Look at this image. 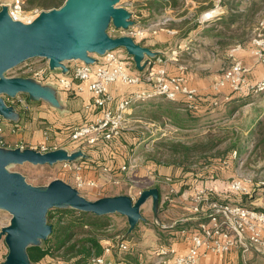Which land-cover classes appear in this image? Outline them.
<instances>
[{"label": "built area", "instance_id": "1", "mask_svg": "<svg viewBox=\"0 0 264 264\" xmlns=\"http://www.w3.org/2000/svg\"><path fill=\"white\" fill-rule=\"evenodd\" d=\"M220 1L216 0L215 10H213L214 13L211 17H208L207 13L204 14V17L214 18L223 13ZM7 7L9 16L13 20L23 23L32 22L40 14L35 12V15H30L27 19L26 17L22 18L23 15H26L23 0H12ZM167 21L168 19L165 22ZM160 25L162 24H149L145 27L134 25L127 30L125 35L140 43L148 35H157ZM260 26L263 30L258 29L259 32L251 36L247 45L250 55L264 68V19ZM243 49L242 43L230 47L228 51L229 66L222 70L221 76L216 78L211 85L214 92L219 93L228 88L237 95L264 93V79L254 82L248 76L250 70L238 55ZM94 57L98 60L95 64L74 62L73 68L67 75L54 73L50 70L49 65L36 68L33 67V63L25 62L22 65L33 72L34 79L43 83L54 82L64 91L68 92L76 88L77 92H82L86 87L92 94L93 106L102 109V114L96 121L72 128L71 141L84 143L88 146L113 141L127 128L129 111L154 97L175 101L182 96L186 99V108L188 110L195 109L198 90L187 84L184 74H170L167 70V62L178 61L177 52H173L172 57H156L154 60L158 68H147L143 74L132 73L128 62L119 56L116 50L109 51L102 57ZM179 69L182 72L185 67L181 65ZM116 83L128 86L147 85L151 90L135 92L120 100L115 109H112L107 107L114 101L109 88ZM20 95H17L14 100L21 108L27 110L26 100L19 97ZM224 100H229V97L225 95ZM211 104L218 106L220 101L215 98ZM90 108V105L86 106V109ZM44 137L46 141L49 140L48 133H44ZM0 145L3 146L1 141ZM56 149L57 147L49 146L46 143L36 150L47 153ZM234 154L236 155V153ZM239 166L240 169L243 168V163L240 162ZM137 167L138 159L131 156L119 168L117 174H110L107 169H104V172L110 174L113 185L119 186L122 174H129ZM61 169L73 175L74 184L72 186L78 191L84 188L98 187L95 180L85 177V169L80 162H62ZM248 175V178L238 175L231 182L230 190L237 194L250 195L258 187L264 198V176L258 178V174L254 172H250ZM165 181L168 182L170 179L167 177ZM140 192L136 196L130 197L135 200ZM215 195L216 191L207 185H202L192 192L190 211L195 217L196 224L179 231L185 243L189 245L186 252L178 253L173 244L159 245L154 252V264H201L209 256H225L231 253H241L242 261L245 263L246 257L250 253L264 256V210L225 203L215 198ZM186 222V220H182L181 223L177 224ZM104 245V254L100 257H94L92 264H117L112 255L115 253L118 255L126 254L131 248L126 239L119 237L106 242ZM124 263L128 264L127 262ZM56 264L64 263L57 262ZM138 264L145 263L140 261Z\"/></svg>", "mask_w": 264, "mask_h": 264}, {"label": "water", "instance_id": "2", "mask_svg": "<svg viewBox=\"0 0 264 264\" xmlns=\"http://www.w3.org/2000/svg\"><path fill=\"white\" fill-rule=\"evenodd\" d=\"M121 0H66L58 9L41 11L30 23L13 20L8 7L0 9V116L14 122L19 113L8 105L3 96L15 99L27 95L29 101H44L62 108L57 89L34 78L6 77L5 74L34 58L48 61L50 70L67 74V62L95 64L94 56L124 49L135 68L143 72L161 53L123 35L107 33L112 24L116 29L134 26L133 14L118 6ZM0 135V141H1ZM86 157L81 151L56 149L47 153L31 148H7L0 145V211L11 216L10 223L1 228L7 255L4 264H33L28 256L30 246H39L52 232L47 214L55 208H71L95 216L119 214L127 218L129 236L144 221L142 206L150 199L159 226L160 195L158 188L142 190L136 200L128 195L105 196L97 200L84 197L80 191L63 180L56 179L39 188L27 183L25 177L11 172L12 165L31 164L54 166L65 161L76 162Z\"/></svg>", "mask_w": 264, "mask_h": 264}, {"label": "crops", "instance_id": "3", "mask_svg": "<svg viewBox=\"0 0 264 264\" xmlns=\"http://www.w3.org/2000/svg\"><path fill=\"white\" fill-rule=\"evenodd\" d=\"M128 1L130 4H127L128 6H124V8L132 12L133 14L132 19L135 22L134 25L146 26L151 23L162 24L159 27V31L157 35H148L146 39L140 42V44H142L145 47L150 48L152 51L161 53L160 56H164L166 58L172 57V53L177 52L178 61L177 62H173V61L167 62L168 72L170 74H180V73L184 74L186 77L187 84L191 87H195L198 90V95L196 98V102H195L196 105H195L194 110H188L186 108V99L182 96L177 98V100L175 101H168L162 97H154V98L149 99L145 103L138 105L136 108H139V109L136 111L135 114L141 120H143L144 116H145V119L147 117V119L150 121V125L155 127V130H154L155 133H157L159 130H161L164 133H168L167 132L168 130L169 133H172V132L175 133V136L172 137V138H175L173 139V141L175 142H179L183 144H189L191 142H195L199 140L201 137H204V135L207 133L208 131L207 125L209 123H212V122L216 123L218 120H220V118L223 115L227 113L228 111L227 106H224V104L223 105L219 104L218 106H213L211 104L215 98H217L221 103L227 91L224 90L219 93L214 92L211 87L212 85L211 81L209 82L208 76H206L205 74H199L200 77L197 79L196 77L197 74L195 73V70L193 71V69H187L185 61L183 60L182 56L184 55L185 57H188L190 55L193 56L194 54L198 55V54L206 53V55L209 56L210 54L211 56H213V58H215L216 53H220L219 51H221L224 57L228 59V51L230 47L237 44L238 42L236 43L230 42L228 45L222 47L216 43V40L212 36H208L207 34H205V32L210 28L211 24L215 21V19L210 21V23H207L205 20L203 21L202 18L201 19L199 18L200 27L198 29H191V28L179 26L175 23L177 22V20L172 15V13L174 12L173 10L167 9L161 13L151 14L149 11L142 8L146 4L139 5V8H137L138 5L135 4L138 2L137 0H128ZM190 3L193 4L191 9L197 6L194 0H186V4H190ZM134 4L136 5V7L132 9V6ZM136 16L137 17L140 16L141 18L142 16L145 17V20L143 21L144 23L143 25L136 23L135 21ZM165 18H168L167 24L165 22L166 20L164 21ZM116 52L118 53L119 56H121L123 59H125L128 62L132 73H135V74L142 73L135 68L132 58L129 57L127 53H124L123 49L118 50ZM238 55L240 58L244 60L245 65L249 67L250 72L248 73V76L250 80L257 82L259 80L264 79V68L261 65H259L256 61H254L253 57L249 53L248 45L245 46L244 49ZM74 64H75L74 62L66 63V66L69 68V72L67 74L70 73V69L73 68ZM181 65L185 67V69L182 72L179 71L180 70L179 67ZM148 68H152V69L158 68V65L155 62V60L152 61V64ZM67 74H63V75H67ZM43 84H50L57 89L58 99L60 102V106L62 107V108H55L46 102L52 110L57 111L59 114H63L61 115V117L55 120L57 121L56 127L59 132H57L56 129H54L55 128L54 126H52V128H47V130H51L50 132L53 131V135L56 136L55 141L60 142V143L67 141L70 138L71 127H74L75 125L79 126V125H83L86 123L94 122L102 114V109H97L96 107L93 106L92 94L86 89V87L82 92H77L76 88L67 92V91L60 89L54 82H44ZM150 90L151 88L147 85L128 86V85H123V84H118V83L113 84L110 86L109 92L114 97V101L108 104L107 107L115 109L117 103L120 100L129 97L131 94L135 92L150 91ZM254 95H253L254 98H252V100H250V102L246 104L244 108L247 106L253 107V108H260V106H258V103L261 101V98L264 96V93H259L257 95L256 94ZM38 102H42V101H38ZM38 102H35V103H38ZM162 103L168 106V108L171 111H174L176 114H178V116L181 117V121L175 124L172 121V117L168 116L167 114L162 115L159 117V119H157V118H154L153 116L147 115V112L144 113V111H146L148 107L150 106L151 108L153 106L158 107V105ZM8 105H12V104H8ZM88 105L91 106L90 109H86V106ZM15 110L19 113V117H20L19 121L17 122L4 119L3 117L0 116V126H1L0 129L2 130V132L0 133L2 137L1 142L5 143L3 147H7V148L20 147L21 144L23 143L22 140L26 139L27 137V132L26 131L23 132L22 131L23 129L20 130V127L25 124H26L25 126H28L27 123H30V122H27L28 120L26 116L22 115L16 107H15ZM139 112H141L140 113L141 116L137 115ZM263 113H264V108L262 109V111L258 113L250 114L248 117L249 121L247 123V126H250L251 123L257 121V119ZM191 117H194V120H191ZM15 127H16V130H14ZM127 130L129 129L126 128L119 137H117L113 141L108 142L104 145L99 144V145H94V146H82L78 144L74 145V143L70 141V143L73 144L72 146L55 145V147H57V149H65L69 152L81 150L86 155V157L76 162H80L81 164H83L84 169H85L84 170L85 177L87 179L95 180L97 182L98 187L91 189L93 190V193H96V191L99 193V190L102 192L107 191V190L112 191L113 190L111 189L112 186L118 187V188L123 187V186H126V187L128 186L130 187L129 190L131 192V189L133 188V184H138L140 181H145L144 178H147V176L150 175L149 170H153V169H151L152 165L146 166L143 168L141 167V169L137 167V169H135L129 174H126V175L122 174L121 184L119 186L113 185L111 183L110 174H117V172L119 171V168L127 161L129 157L133 156L134 154L132 153L133 150L130 149L131 140L128 138L130 133ZM44 133L45 131L34 133V136H32L31 139H29V141L31 143L36 144V146L38 147L46 143L48 144V141H49V144L51 143L52 145H54L55 143L51 139H50L51 142L50 140L48 141L45 140ZM164 133H162V135ZM159 136L160 135H158V137ZM27 138H30V136ZM143 139L142 137H138V138L134 137L132 141L137 145V144H140V142ZM104 169H107L110 174L105 173ZM174 169L175 171L182 170L180 169V167L172 166V165L169 167L160 165V166H156L155 168V170L158 172L159 175L162 174V176H165L164 178L160 177V178H163L161 179V181L156 180V182L157 183L159 182L158 184H160L158 187L159 193L161 192V194H159L161 195L160 203L162 199L161 182H166L165 181L167 178L166 176H168V174L174 171ZM63 172H64L63 174L65 175V177L69 179V181L71 180V182L73 183L74 182L73 175L66 171H63ZM65 182L70 185L72 184L71 182H68L66 180ZM175 187L177 188V186ZM176 190L178 191V189ZM130 192L129 193L115 192L113 194H104L103 196L129 195ZM184 192L186 191L180 189V195L178 198L181 201V205L176 206L172 204V206L175 208H178L182 212L185 211V213H183L182 220H186L187 225H195L196 224V221L194 220L195 217H190L188 213L189 211L190 214H192L190 211L192 193L190 192L189 193L190 195H188L189 196L188 197L183 194ZM138 193L139 192L133 194V196H136ZM258 194H259V197L257 199L258 201L257 205L255 203V205L252 206V204H254V202L252 201L250 202V205L249 204L247 205L245 204V205L250 208L257 209V210H264V198L262 197L260 191L258 192ZM129 196H132V195L130 194ZM180 196H182V198H180ZM248 196H253V193H251ZM166 204H168V202H166ZM168 211L169 210H167V212ZM159 218L162 220V215L159 216ZM142 222L146 224L145 218H144V221ZM161 225L162 226H160V229L163 228L162 229L163 231L161 232H165V230L166 232H168L169 229H174L171 231L169 230L170 232H168V234L170 233L172 236L170 239L171 244L174 245L178 253L180 254L185 253L189 245L185 243L182 235L178 231H176V228H172V226L167 227V225H164V224H161ZM174 225H176V223ZM138 228H139V225L137 226V229ZM112 240L114 239H102V243L105 244L106 242L112 241ZM251 254L252 253L248 254L247 258H249ZM236 255L239 256V254H236ZM119 256L120 255H118L117 253L112 255V257L115 259L117 264H125L124 262H122V260H120ZM218 258L221 259L222 256L221 257L209 256L203 261H206V260L212 261ZM240 259L242 260L241 257ZM202 262L201 264H203Z\"/></svg>", "mask_w": 264, "mask_h": 264}, {"label": "rangeland", "instance_id": "4", "mask_svg": "<svg viewBox=\"0 0 264 264\" xmlns=\"http://www.w3.org/2000/svg\"><path fill=\"white\" fill-rule=\"evenodd\" d=\"M11 1L12 0H0V9L3 6H8L11 3ZM137 1H136L137 3H135L136 5H138L137 8H139V5H143L146 3V0H137ZM127 4H130L128 0H121L118 6L124 7V6H128ZM135 4L132 6V9L136 7ZM192 5L193 4L191 3L185 4L184 7H181L178 11L172 13V15L177 20V22H175L177 25H180L181 22L183 21V18L178 16L179 14L185 11H188V14L186 16L191 17L195 13L197 6L191 9ZM215 5H216V0H214V7L211 9V11L215 10ZM25 11H26V15H23L22 18L26 17L27 19L30 15H35V12L39 14L43 10L39 7L27 8L25 6ZM211 11L208 10L202 13L200 15V19L202 18L203 21L205 20L207 23H210V21L215 19V17L207 18V17H204V14L211 12ZM167 19L168 18H165L164 21ZM263 19H264V16L259 15L255 19V23L253 25H249V27L247 26L246 28H243L240 31H238V34L235 36V38L237 39L233 40L234 43L239 42V43H242L244 47L247 46L248 40L251 38V36L258 33L259 30L261 31L263 30L262 27L260 26V23ZM144 20H145L144 16H142V18L140 16L138 17L136 16L135 21L137 24L143 25ZM167 23L168 21L166 22V24ZM107 33L109 34V36L115 38V37H120V36L125 35L127 33V30L116 29L111 24L107 30ZM239 40H242V41H239ZM118 50H121V49H118ZM123 51L124 53H126L124 49ZM219 52L220 53H216L215 58H213V56H211L210 54L209 56L206 55V53H202L198 55L194 54L193 56L190 55L188 57H185L182 54L183 55L182 57H183V60L185 61L187 69H193V71L195 70V73L197 74L196 75L197 79L200 77L199 74H205L206 76H208L209 82L211 81V84H213L215 79L221 76L222 70L229 66V59L225 58L223 53H221V51ZM253 59L254 61H256L255 58ZM27 62L33 63V67L35 68L45 67L48 65V61L43 58H34L32 60H28ZM67 63H71V62H67ZM23 64L9 70L5 74V76L10 77V78H15V77L33 78L34 76L33 72L23 67L22 66ZM53 72L60 73L61 71L57 69V70H54ZM3 97L5 101L7 102V104L14 105L22 115L26 116L28 120L27 122H30V123H27L28 126H25L26 125L25 124L20 127V130L23 129L22 130L23 132L25 131L27 132V137L30 136V138L26 137V139L22 140L23 143L21 144V146H23V148L37 149L38 146H36V144L34 143H31L29 139H31V137L34 136V133H39L43 131H45V133H48L49 140L51 139L55 143L54 145H52L51 143L49 144V141H48L49 146L55 147V145L57 146H60V145L72 146L73 145L72 143H70L71 141L70 138L67 141H64L61 143L55 141L56 136L53 135V131L50 132L51 130H47V128H52V126H54L55 127L54 129H56V131L59 132L56 127L57 121L55 120L61 117V115L63 114H59L57 111L52 110L46 102H43V101L38 102V103L30 102L27 95L21 94L19 97H21L23 100L24 99L26 100V104L28 108L27 110H24V108H21V106L17 103L16 100L11 99L7 96H3ZM162 105H164V103H162ZM258 106H260V108H253V107H248V106L244 108L243 110L244 119L242 123L243 125L248 123L249 121L248 117L250 114L258 113L262 111V109L264 108V96L261 98V101L258 103ZM138 109L139 108L133 107L129 111V114L127 117L128 118L127 129H129L127 131L130 133L128 138L131 140L130 149L133 150L132 152L134 153L133 156L138 159L139 169H141V167L143 168V167L152 165L151 169L153 170H149L147 168L150 172V175H148L147 178H144L145 181H140L138 184H133V188L131 189V192L129 190L130 187L128 186L127 187L123 186L119 188L112 186L111 187V189H113L112 191L107 190V191L102 192L99 190V193L97 191L96 193H93V190H91L92 188L81 189L80 193L87 199L97 200L99 198L104 197L103 196L104 194H113L115 192H125V193L130 192V194L133 196V194L140 192L142 190L159 187L160 184H158L159 182L157 183L156 180L161 181V179H163L165 176H162V174L161 175L158 174V172L155 170L156 166L161 165V166L169 167L172 165L171 163L167 164L168 162L167 160H170L169 162H171V158L168 157L169 155L168 152L167 153L165 152V147L161 146L160 145L161 143L160 144L158 143L159 141H161V139H167V140L173 141V139L175 138H172V137L175 136V133L174 132L169 133L168 130H167L168 133H164L161 130L155 133L154 131L155 127L150 125V121L147 119V117L145 119V116H144L143 120H141L139 117L136 116L135 113ZM151 111H157V107L153 106L151 108L150 106L146 109V111H144V113L147 112V115H149ZM140 113L141 112H139L137 115L141 116ZM226 124L227 122H220V125H226ZM208 130L214 131V127ZM162 133L164 134L162 135ZM158 135L160 136L158 137ZM134 137H137V138L142 137V139L143 138L144 139L140 142V144L136 145L132 141ZM71 142H73L74 145L78 144L82 146H88L84 143H79V142H74V141H71ZM2 145H5V143L3 142ZM226 148H227V144H223L218 148V151H224ZM183 152L185 151L182 148H180L179 153L181 154L180 156L177 157V159L182 160ZM235 156L236 155L233 153V158ZM236 162H237L236 166L233 163L227 164L226 162L225 164L229 168L228 169L223 168V172L221 173V175H219L218 177H216V179L210 181L206 185L212 187L216 191L218 195L215 198H217L218 200H220L219 198L223 200L229 198L230 203H241V204L244 203L246 205L247 204L250 205V202L252 201L254 202L252 206H254L255 203L257 205V202H258L257 199L259 197L258 193L254 194L255 193L254 191L253 196H248L247 199H244V198L242 199V196L240 195L231 194L230 184L235 178H237L238 175H243L244 177L248 178L249 177L248 174L250 172H254L258 174V178H262L264 176V162H260L256 166L248 168L247 170H244L242 168L240 169L239 165L241 161L236 160ZM200 163H201L200 160L196 158H190L189 161L184 162L183 166L178 165V167H180V169L182 170L175 171L174 169V171H172L170 174H168V176H166L170 179V181L161 182L162 199L158 207V210L161 211L159 212L160 214L158 215L160 224L167 225L168 227V226H173L175 223L176 224L181 223L183 213H185V211L183 212L180 211L178 208L173 207L172 204L176 206L181 205V201L178 198L180 195V189L186 191L183 194L185 196H188L190 195L189 194L190 192L192 193L195 189L203 185L200 183L202 181L193 180L192 177H190L191 173L194 172L197 174L199 172V169L201 167ZM183 168H186L189 171L185 172ZM8 170L11 172H17V173L22 174L25 177L27 183H29L32 186L39 187V188L45 187L51 181L56 180V179H60L64 181L66 180L68 182H71V180L69 181V179H67L65 175L63 174L64 172L61 169V163H58L54 166H49V165L34 166V165L26 163L23 165H12L8 167ZM160 177H163V178H160ZM73 184L74 182L71 185ZM175 186H177V188ZM175 188L178 189V191ZM180 198H182V196H180ZM175 200H177L178 202ZM166 202H168V204H166ZM152 207L153 205H152L151 199L144 206H142V216L145 218L146 224L141 221L139 223V228L135 232H132L128 238H126V240L128 239L127 241L130 243L131 248L128 253L120 254L119 256L120 260L125 258L130 261V264H138L140 261H143L145 264H154L153 262L154 252L159 247V245L168 246L171 244L170 239L172 236L170 233L168 234V232L174 229H169L170 231L168 230V232H166V230L165 232H161L163 231L162 230L163 228L160 229V226L158 225L155 219V215H154V211ZM167 210L169 211L167 212ZM188 213L190 217H194L192 214H190L189 211ZM54 214H55V219L53 220L52 223L55 224L58 219L59 213L54 211ZM161 215H162V220L159 218V216ZM10 219H11V216L8 213L0 211V231L2 227H5L10 223ZM108 219H109L110 225L107 228L98 231L97 232L98 237L104 238V239L125 237V231L128 228L127 218L119 214H113L109 216ZM236 254H239V256H237ZM6 255H7V248L4 243V239L1 238L0 239V264H4ZM56 255L58 254L47 257L46 259L41 261L39 264H56L57 262H59V259H60L59 256L57 257ZM217 257H221V256H217ZM240 257H241V253H231L229 255L222 256L221 259L218 258L212 261L206 260V261H203L202 263L203 264H264V256L259 255L257 253H252L249 258L246 257L245 263L240 259Z\"/></svg>", "mask_w": 264, "mask_h": 264}, {"label": "trees", "instance_id": "5", "mask_svg": "<svg viewBox=\"0 0 264 264\" xmlns=\"http://www.w3.org/2000/svg\"><path fill=\"white\" fill-rule=\"evenodd\" d=\"M23 1L24 7H39L43 11H48L60 8L66 0ZM194 2L197 4V8L191 17L186 16L188 11L181 14L177 12L178 16L183 18L179 26L198 29L200 27V15L208 10L211 11L214 7V0H194ZM145 4L142 8L151 14L161 13L167 9L176 12L181 7H184L186 0H146ZM220 6L223 9V13L215 17V21L205 34L212 36L216 40V43L222 47L228 45L230 42H234L233 40L237 39L235 36L238 34V31L247 26L249 27V25H253L259 15L264 16V0H221ZM143 73L144 71L140 74ZM224 90L227 91L225 95L229 97V100L223 99L220 105L224 104V106H227L228 111L216 123L212 122L207 125L208 129L214 127V131L208 130L204 137L189 144L167 139H161L158 143H161L160 145L165 147V152H168L170 155L167 154L171 158V162L167 160V164L171 163L172 166H183L184 162L189 161L190 158L200 160L201 167L199 172L197 174L191 173L190 177L193 180L202 181L200 183L203 185L208 184L221 175L223 168L228 169L229 167L226 166V162L227 164L233 163L236 166V160L241 161L243 163L242 169L244 170L256 166L260 162H264V113L257 121L251 123L250 126L242 124L244 119L243 108L254 98V94L237 95L232 93L228 88L222 91ZM166 114L172 117V121L175 124L181 121V117L174 111H171L165 104H159L157 111H151L149 116L159 119L160 116ZM191 120H194V117H191ZM220 122H227V124L220 125ZM99 144L104 145L106 143ZM223 144H227V148L224 151H218V148ZM180 148L185 151L183 152L182 160L177 159L181 154L179 153ZM233 153H236L235 159L233 158ZM183 170L185 172L189 171L186 168H183ZM254 191L257 194L260 188L256 187L252 193ZM230 192L233 195L242 196V199H247L248 197V195L237 194L231 190ZM217 195L216 193L215 197ZM219 199L222 202L230 203L229 198L224 200ZM232 204L245 206L244 203V205L241 203ZM54 211L59 213L55 224L52 223L55 219ZM109 216L111 215L95 216L71 208L51 209L47 214V222L52 226V232L39 246L28 247L27 253L30 261L33 264H39L47 257L58 254L56 256H59V262L64 264H92L94 257H100L104 254L105 245L101 242L104 238L98 237L97 232L110 225ZM192 226L194 225H187L186 222L174 225L172 228L180 231L183 228H190ZM136 230L137 228L133 232ZM126 232L127 230L123 239L131 235L126 237ZM122 262L130 264V261L125 258L122 259Z\"/></svg>", "mask_w": 264, "mask_h": 264}, {"label": "bare ground", "instance_id": "6", "mask_svg": "<svg viewBox=\"0 0 264 264\" xmlns=\"http://www.w3.org/2000/svg\"><path fill=\"white\" fill-rule=\"evenodd\" d=\"M213 13H214V11L208 12V13H207V16H208V17H211V15H212Z\"/></svg>", "mask_w": 264, "mask_h": 264}]
</instances>
